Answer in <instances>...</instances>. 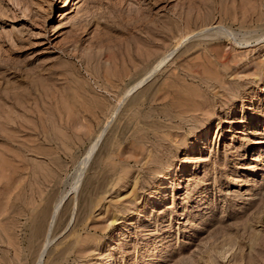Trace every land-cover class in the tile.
Listing matches in <instances>:
<instances>
[{
	"label": "rangeland",
	"instance_id": "374dc122",
	"mask_svg": "<svg viewBox=\"0 0 264 264\" xmlns=\"http://www.w3.org/2000/svg\"><path fill=\"white\" fill-rule=\"evenodd\" d=\"M107 258L264 264V0H0V264Z\"/></svg>",
	"mask_w": 264,
	"mask_h": 264
},
{
	"label": "bare ground",
	"instance_id": "6f19581e",
	"mask_svg": "<svg viewBox=\"0 0 264 264\" xmlns=\"http://www.w3.org/2000/svg\"><path fill=\"white\" fill-rule=\"evenodd\" d=\"M169 56H170V54H168V55H166V56H164V57H162V58H160L158 61H156L154 64H153V66L151 67V69H150V71L148 72V74H146V76L145 77H143L140 81H138V82H136L135 83V85L133 86V87H130V89L125 93V96H129L130 94H131V92H133V90L134 89H136V88H138V87H140V86H142L160 67H162V65L166 62V60L169 58ZM126 99V98H125ZM104 131H105V129H103L101 132H100V134L96 137V139L92 142V144H91V146H89L90 148H88L89 150H88V153H86L87 155H85L86 157L83 159V162H82V164H81V166L83 165V166H85L86 165V162L88 161V159L90 158V156H91V154H93L94 152V150L98 147V145H99V143H100V141H101V139H102V136H103V134H104ZM84 168L82 167V170H83ZM83 172V171H82ZM79 174V173H78ZM82 174H80L79 176H81ZM79 178H81V177H78V179ZM77 179V180H78ZM79 181V180H78ZM77 184V183H76ZM77 186V185H76ZM165 198V197H164ZM164 198H162V196H161V198L158 200V203L159 204H162V202L165 200ZM61 201H63V200H61ZM62 203V202H61ZM147 203V202H146ZM145 203V204H146ZM149 204V203H148ZM59 207V206H58ZM59 209V208H58ZM53 210V209H52ZM57 211V210H56ZM55 212V211H54ZM53 217V216H52ZM53 219V218H52ZM53 223V222H52ZM49 227V226H48ZM50 229H51V227H50ZM50 232V231H49ZM48 232V233H49ZM49 238V237H48ZM48 241H46V243H47ZM50 244V243H49ZM44 247V246H43ZM48 247V245H46L43 249H42V252H41V254L39 253V255H40V258L38 259L39 260V263L41 262V261H43L42 259H43V257H44V255H45V253H46V248ZM112 264V262H111V258L109 259V258H107V259H104V260H102L101 262H99L98 264Z\"/></svg>",
	"mask_w": 264,
	"mask_h": 264
}]
</instances>
